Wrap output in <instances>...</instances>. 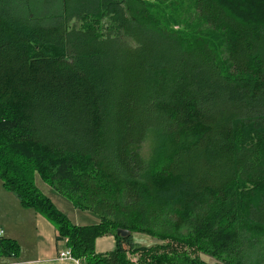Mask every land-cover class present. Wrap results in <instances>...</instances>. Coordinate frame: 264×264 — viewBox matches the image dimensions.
I'll list each match as a JSON object with an SVG mask.
<instances>
[{"label":"trees","instance_id":"1","mask_svg":"<svg viewBox=\"0 0 264 264\" xmlns=\"http://www.w3.org/2000/svg\"><path fill=\"white\" fill-rule=\"evenodd\" d=\"M191 11L193 34L148 0H0L1 180L89 264H264V0ZM36 173L100 222L72 223ZM171 240L189 249L156 252Z\"/></svg>","mask_w":264,"mask_h":264},{"label":"crops","instance_id":"2","mask_svg":"<svg viewBox=\"0 0 264 264\" xmlns=\"http://www.w3.org/2000/svg\"><path fill=\"white\" fill-rule=\"evenodd\" d=\"M43 187L46 191L43 193L67 216L69 215L65 210H70L80 218L85 215L74 224L84 226L100 222L99 216L94 212L80 209L72 202L68 204L52 186L45 183ZM93 215L98 218H93ZM0 227L5 230V237L17 241L21 246L17 256H0V264H62L58 260V253L67 245L64 241L57 240L55 226L41 213L25 208L19 198L3 186L0 188ZM18 228L21 231H17ZM95 243L98 253H106L117 247V240L112 234L98 237Z\"/></svg>","mask_w":264,"mask_h":264},{"label":"rangeland","instance_id":"3","mask_svg":"<svg viewBox=\"0 0 264 264\" xmlns=\"http://www.w3.org/2000/svg\"><path fill=\"white\" fill-rule=\"evenodd\" d=\"M126 1L127 0H123V2H125V3H126ZM148 1L152 4H154V6L158 9V11L161 12L169 20V23L175 29H179L182 31H189L188 33L193 34V33L199 32V29L203 28V26H201L202 24H200L199 21L193 15V11H191L192 0H148ZM211 37H212V35H211ZM214 38L218 40L216 42V44L215 43L214 44L217 47V49L219 50V52H221L225 46L223 36L221 33L215 32ZM36 177H38V178H36ZM45 183H46V185H49L50 187L52 186L51 184H49L45 180H43L39 173H36L35 184H36L37 188L42 193L43 192L46 193V191H44L45 187H43L45 185ZM2 186L4 188L3 180H1V177H0V188H2ZM59 196L64 198V200H66V202L68 204H71L70 203L71 201L68 198H66L65 196H63L60 193H59ZM66 209H68V208H66ZM65 211H67V214L69 216H67V215L66 216L69 217V219L71 220L72 223H74L75 221H79V220L83 219V216H85V215H83L82 218H80V217H78L77 214L70 212V210H65ZM95 217L96 216H94L93 218H95ZM96 218H98V217H96ZM17 231H21V230L18 228ZM130 236H131L132 243H134V245H139V246H147V247L160 246V247H164V245H166V243L168 242V240L157 239L153 236H150V235H147V234H144L141 232H133V233H131ZM23 242H26V241H23ZM169 243H170V248H168V249L162 248V249L157 250L156 252H160V253L163 252L164 253V252H169L170 250H172L174 248L182 249L181 246L189 249V247H187L186 243L180 244V243H177V241H173V240H171ZM20 248H21V246H20ZM19 251H20V249H19ZM195 254L198 255L201 259L205 260L209 264L221 263V261L218 260L217 258L210 256V255H207L204 252H199V253H195ZM127 256L134 263H138L139 258H140L138 253L136 254V253L128 252Z\"/></svg>","mask_w":264,"mask_h":264},{"label":"built area","instance_id":"4","mask_svg":"<svg viewBox=\"0 0 264 264\" xmlns=\"http://www.w3.org/2000/svg\"><path fill=\"white\" fill-rule=\"evenodd\" d=\"M4 234L5 230L0 227V238L3 237ZM58 260H60L62 264H89L84 258L75 257L70 247H66L59 251Z\"/></svg>","mask_w":264,"mask_h":264},{"label":"water","instance_id":"5","mask_svg":"<svg viewBox=\"0 0 264 264\" xmlns=\"http://www.w3.org/2000/svg\"><path fill=\"white\" fill-rule=\"evenodd\" d=\"M131 230H129V229H126V228H118L117 230H116V234L118 235V236H121V237H128V236H130L131 235Z\"/></svg>","mask_w":264,"mask_h":264}]
</instances>
